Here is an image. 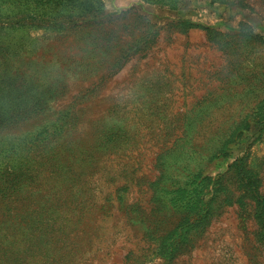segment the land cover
<instances>
[{
    "label": "rangeland",
    "instance_id": "1",
    "mask_svg": "<svg viewBox=\"0 0 264 264\" xmlns=\"http://www.w3.org/2000/svg\"><path fill=\"white\" fill-rule=\"evenodd\" d=\"M0 264H264V0H0Z\"/></svg>",
    "mask_w": 264,
    "mask_h": 264
}]
</instances>
